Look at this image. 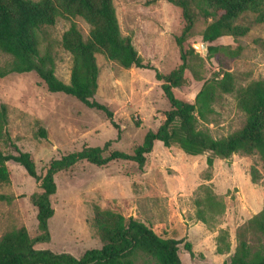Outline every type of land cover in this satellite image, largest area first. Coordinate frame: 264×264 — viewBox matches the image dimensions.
<instances>
[{"label":"rangeland","instance_id":"1","mask_svg":"<svg viewBox=\"0 0 264 264\" xmlns=\"http://www.w3.org/2000/svg\"><path fill=\"white\" fill-rule=\"evenodd\" d=\"M113 3L122 34L132 38L143 63L152 67L123 68L96 53L99 74L93 99L108 106L114 124L104 112L75 97L49 91L35 71L0 77V151L30 153L40 176L52 159L85 146L109 143L104 155L113 150L133 152L148 130L159 127L170 108L155 73L171 72L181 63L182 52L187 63L184 82L173 88L180 99L194 102L206 80L226 71L234 76L235 90L219 93L208 121L199 122L213 137L222 138L243 127L246 114L237 106L236 91L252 81H264V19H259L257 11L238 16L237 22L249 27L245 35H225L207 42L202 37L207 20L196 9L194 25L182 39L181 48L177 38L185 19L173 0ZM72 20L86 37V21L81 17ZM70 22L59 16L45 30L53 44L55 74L66 83L72 57L60 40ZM203 42H207L206 53L197 46ZM210 45L216 49L209 50ZM10 60L0 50V65ZM208 156L213 158L210 167ZM6 165L9 179L0 181V237L23 226L35 238L42 232L31 195L41 191L40 180L12 160ZM55 182L56 192L50 197L54 209L48 221L50 239L36 242V248L80 256L86 249L101 247L92 224L97 205L132 216L163 237L182 239L178 244L182 264L228 263L241 238L250 243L252 253L264 252V235L248 225L264 208V164L257 153H232L226 158L211 152L189 155L177 145L166 147L156 140L142 168L131 160H112L101 166L82 160L59 171ZM186 242L191 244V253ZM134 264L159 263L138 253Z\"/></svg>","mask_w":264,"mask_h":264},{"label":"trees","instance_id":"2","mask_svg":"<svg viewBox=\"0 0 264 264\" xmlns=\"http://www.w3.org/2000/svg\"><path fill=\"white\" fill-rule=\"evenodd\" d=\"M182 9L185 26L177 38L182 48V39L187 36L195 21L196 9L207 20L202 31L204 41L212 42L218 37L243 36L249 27L237 22L240 14L257 11L259 19H264L261 10L263 0H173ZM63 16L71 20L63 32L60 45L72 57L70 80L68 83L55 74V54L53 44L45 35L47 27ZM81 17L89 25L85 37L74 20ZM208 19H210L208 21ZM229 49L228 46H222ZM216 49L210 45L209 50ZM0 50L11 56V60L0 65V77L11 73L35 71L51 92H62L75 97L90 108L105 113L113 121V113L103 103L93 99L98 88L99 67L96 53L117 62L123 68H152L143 63L132 38L121 32L113 0H0ZM181 63L168 74L156 71L161 80V89L170 108L156 130H148L141 144L133 152L113 150L104 155V147L85 146L78 151L52 159L43 176L38 175L30 153L17 150L16 153L0 151V181H8L6 163L12 160L26 170L28 175L40 180V192L31 195L36 207L38 228L42 232L33 238L25 227L6 231L0 237V264H134L135 255L144 253L159 264H182L178 255V244L182 239L163 237L144 222L125 217L121 213L95 205L93 227L102 245L86 249L80 256L70 252H57L50 248H36L38 241L50 239L48 221L54 209L50 197L56 192L55 175L79 161L86 160L95 165H104L112 160H131L142 168L145 155L152 150L154 141L164 146H179L189 155L211 152L213 155L228 157L232 153H257L264 164V81L255 80L236 91L237 106L246 114L242 128L222 138L213 137L199 122H207L214 111L213 103L219 93L235 90L232 73L226 71L219 78L206 80L194 102L175 96L174 87L184 82L187 67L186 54L182 52ZM5 107L2 106L1 115ZM45 134V131H42ZM213 164L212 156L206 159ZM254 178V177H253ZM249 227L264 235V208L248 221ZM191 253V244L185 243ZM223 264H264V252L252 253L250 243L241 238L231 260Z\"/></svg>","mask_w":264,"mask_h":264},{"label":"water","instance_id":"3","mask_svg":"<svg viewBox=\"0 0 264 264\" xmlns=\"http://www.w3.org/2000/svg\"><path fill=\"white\" fill-rule=\"evenodd\" d=\"M198 47H201V50L203 53H206L207 51V42H203L201 44H197Z\"/></svg>","mask_w":264,"mask_h":264}]
</instances>
